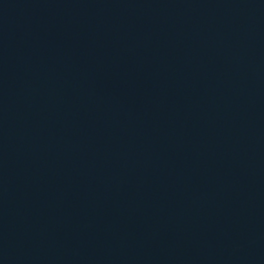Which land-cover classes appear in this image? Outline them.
Listing matches in <instances>:
<instances>
[{"label": "water", "instance_id": "95a60500", "mask_svg": "<svg viewBox=\"0 0 264 264\" xmlns=\"http://www.w3.org/2000/svg\"><path fill=\"white\" fill-rule=\"evenodd\" d=\"M0 264H264V0H0Z\"/></svg>", "mask_w": 264, "mask_h": 264}]
</instances>
